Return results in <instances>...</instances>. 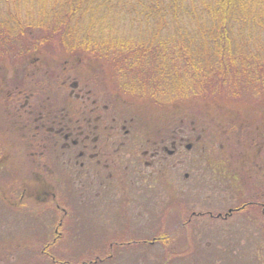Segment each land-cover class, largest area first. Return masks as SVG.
<instances>
[{
  "label": "flooded vegetation",
  "instance_id": "obj_1",
  "mask_svg": "<svg viewBox=\"0 0 264 264\" xmlns=\"http://www.w3.org/2000/svg\"><path fill=\"white\" fill-rule=\"evenodd\" d=\"M85 85L88 86L78 81L69 85L64 82L61 87L70 89L64 102L35 106L29 96L21 105L22 115L27 116L23 130L32 129L35 123L33 137L42 149L33 146L21 155L31 161L29 179L22 182L16 193L6 183L0 185V200L13 210L23 208L25 213L29 207L27 211L31 209L34 214L32 223L56 222L52 231L46 227L42 245H31L28 253L34 251L55 264L115 263L117 253L121 252L116 253L115 247L125 249L144 244L163 250L161 246L169 243V236L196 234L201 231L198 224L210 226L201 221L211 220L232 222L234 226L230 223L228 226L245 227L251 234L264 235L263 155L250 167L235 170L230 159L220 163L211 158L207 147H215L214 141L195 122L189 125L188 121L176 118L175 123H163L152 129L149 122L137 116H123L111 102L116 99L112 95ZM215 166L223 167L221 173ZM203 177L210 182L206 184ZM67 179L80 191L79 197H75L78 204L116 212L114 221L121 226L115 225L111 231L117 239L111 238L100 248L109 254H98L79 263L60 261L52 255L56 246L62 244L66 234L63 226L72 215L71 203L75 202L71 194L65 195L68 192L62 190L64 196L58 200L57 191L65 188ZM29 202L46 210L38 209L41 214H36V207L28 206ZM226 206L224 214L216 213ZM152 218L157 221L173 218L176 225L169 229L165 221L163 228L156 225L152 233L149 227L144 228L145 222ZM228 226L224 236H234ZM51 232L53 238L48 239ZM147 234L152 235L147 239ZM259 247H264V241Z\"/></svg>",
  "mask_w": 264,
  "mask_h": 264
},
{
  "label": "trees",
  "instance_id": "obj_2",
  "mask_svg": "<svg viewBox=\"0 0 264 264\" xmlns=\"http://www.w3.org/2000/svg\"><path fill=\"white\" fill-rule=\"evenodd\" d=\"M53 43L104 62L115 86L139 99L210 101L250 87L264 100V0H0V112L6 132L29 141L36 124L17 126L21 105L49 103H39L30 58Z\"/></svg>",
  "mask_w": 264,
  "mask_h": 264
},
{
  "label": "rangeland",
  "instance_id": "obj_3",
  "mask_svg": "<svg viewBox=\"0 0 264 264\" xmlns=\"http://www.w3.org/2000/svg\"><path fill=\"white\" fill-rule=\"evenodd\" d=\"M53 44L56 51H42L45 56L36 54L30 58V63L36 58L39 60L35 65L30 66L33 69L32 73L37 75L36 83L39 88H36V92L39 103L64 102L70 89L61 86L64 82L69 85L73 81H78L83 86L90 84L101 93L112 95V99H116L111 102L120 113H123V116H137L151 123L147 124L152 129L163 123H175L176 118L188 121L189 125L195 122V126L200 130L205 128L214 141L213 146L215 147H207L211 158L220 163L230 159L229 162L235 170L250 167V164L255 163L262 155L264 159V100L253 94V88H248L249 96L245 92L241 94L240 91L241 95L236 98L228 97V99L217 95V97L212 96L213 99L210 101L188 99L177 102L165 101L159 104L155 99L143 100L121 92L115 86L114 72L104 62L97 63L96 59L90 55L73 57L58 49L56 43ZM77 70H82L80 73L82 79L75 76ZM71 75L75 78H71ZM184 78L186 77L182 79ZM252 96L256 97L251 98ZM5 116V112L1 111L0 124L3 126L0 125V129L4 133L0 136V142L3 144L0 146V185L6 183L7 188L14 189L16 193L23 185L22 182L29 179V172L32 170L31 161L27 158L25 160L21 155L26 153V150L32 149L36 141L34 139L29 141L22 134L21 138V135L17 133L6 132L8 128L5 126L9 125V122ZM17 124L23 131V123L17 121ZM259 151L262 154L259 155ZM204 164L207 162L205 161ZM215 167L221 173L223 167ZM203 178L206 184L210 182L206 177ZM64 185L65 188L62 186L57 191L59 201L66 192L68 193L65 195L71 194L72 201L76 196L79 197L80 191L76 188L75 191L74 185L72 187L68 179L65 180ZM221 201L225 200L221 199ZM30 205H32L31 208L36 207L34 208L36 214L40 213L39 210H46L44 207L38 208L37 205L29 202L28 206ZM25 206L27 205L21 207ZM71 207L72 215L66 219L63 226L66 234L62 244L56 246L52 255L60 261L68 260L79 263L90 261L89 258L92 259L98 254H109L106 249L100 248L101 245H106L111 238L117 239L111 231L115 225L121 226L120 223L114 221L117 220L116 212L112 210L113 214L110 215L109 213L112 212L108 213V210L99 211L96 205L82 206L76 200L71 203ZM28 208H25L26 213L23 212V208L13 210L4 200H0V264H55L51 259L42 258L34 251L27 252L31 245H42L41 240L45 237L46 227L52 231L56 225L55 220L45 221V225L44 221L32 223L31 218L34 214L30 213L31 209L27 211ZM227 208L228 206L224 209L219 208L216 213L224 214ZM57 214L62 217L60 212ZM159 221L152 218L145 222L144 228L149 227L153 233V228H156V225H161L163 228L165 221L169 229H173L176 225L173 218ZM200 223H210V226L198 224L201 231L196 234L169 236V243L161 246L163 250L144 244L125 249L115 247L116 253L121 251L117 253V262L106 264H164L166 261L163 262V260L166 257H168L167 264H264V247H259L263 244L264 235L251 234L245 227L228 226V223L234 226L232 222L211 220ZM227 226L235 232L234 236H224ZM151 235L147 234L146 238H150ZM52 238L51 232L48 239ZM230 243H232L231 246H229ZM19 245L22 247L20 248ZM171 245H174L173 248H169ZM171 249L174 251L180 249L183 252L171 253L173 252Z\"/></svg>",
  "mask_w": 264,
  "mask_h": 264
}]
</instances>
